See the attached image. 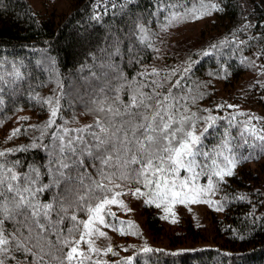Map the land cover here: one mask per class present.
<instances>
[{
    "label": "snow or ice",
    "instance_id": "6c2138e0",
    "mask_svg": "<svg viewBox=\"0 0 264 264\" xmlns=\"http://www.w3.org/2000/svg\"><path fill=\"white\" fill-rule=\"evenodd\" d=\"M195 4L196 0H154L152 15L164 16L167 25L161 28L166 30L219 10L206 0H199V7ZM149 31L137 21L126 53L120 50L121 38L115 37L102 50L104 58L97 66L101 71L85 77L99 81L86 104L93 116L91 124L69 127L61 111L66 96L62 84L58 85L59 95L44 100L30 97L41 107L48 106L49 119L43 127L34 128L40 135L30 145L0 151V264H99L93 257L102 250L94 246V237L105 236L101 226L121 235L133 227L128 224L125 228L121 221L117 228L108 219L115 220L110 206L124 207L119 199L124 193L116 191L122 189L121 182L140 185L133 196L145 197L147 205L163 207L166 213L178 203L203 202L212 207L214 202L208 197L226 177L235 174L238 164L251 159L256 150L264 154V121L256 117L237 121L233 116L216 132V117L191 112L196 97L190 98L180 69L165 72L145 67L131 79L124 74L113 57L123 60L127 54L129 64L140 63L142 51L152 47ZM137 43L141 49L135 47ZM21 66L13 63L5 69L0 63V94L24 79ZM190 70L191 66L184 72ZM3 103L0 95V105ZM20 134L16 129L12 136ZM209 136L214 140L211 146L205 143ZM37 147L46 152L42 164L8 159ZM201 177H207L206 186L199 184ZM45 193L49 194L47 200L43 199ZM216 210H222V205ZM81 212L86 219L79 218ZM111 252L108 247L105 254ZM132 259L127 258L126 264H132Z\"/></svg>",
    "mask_w": 264,
    "mask_h": 264
},
{
    "label": "trees",
    "instance_id": "16d2710c",
    "mask_svg": "<svg viewBox=\"0 0 264 264\" xmlns=\"http://www.w3.org/2000/svg\"><path fill=\"white\" fill-rule=\"evenodd\" d=\"M68 1L70 12L57 16L53 12L35 11L28 0H0V63L5 69H10L13 63L22 65L20 71L24 74L22 81L5 87L0 94L4 100L0 105V151L26 147L40 135L34 128L45 125L49 108L41 107L37 99L30 97L44 100L59 95L58 85L61 84L66 94L61 100V111L69 127L91 124L93 116L86 111V104L89 92L99 81L85 77H90L92 71H101L97 66L104 58L102 50L108 49L119 36L120 50L126 53L137 21L147 28L157 21L152 15L154 0H132L123 8L120 6L99 16L100 19L95 18L98 15L92 10L93 0ZM206 1L219 8L210 27L219 26L216 33L226 31L219 32L220 36L189 56L194 60L193 66L181 76L186 77L190 98L196 97L190 105L191 112L216 117V132H221L233 116L237 121L249 117L264 121V113L255 112L256 109L264 112V82L260 84L256 79V73H263L264 69V11L256 4L254 13L244 18L236 0ZM148 41L151 45L155 42L154 46L142 51L140 63L129 64L127 54L123 60L120 56L113 57L129 79L145 67L165 71L167 67L160 68V65L171 63V53L158 52L161 45L157 44V39L148 38ZM135 47L141 49L142 46L137 43ZM205 52L209 54L204 55ZM255 67L256 73L253 72ZM228 88L230 91L226 90ZM252 123L257 121L254 119ZM16 129L22 134L13 137ZM24 129L28 131L24 133ZM235 131L233 129L234 134ZM205 143L211 146L214 140L209 136ZM248 151L251 150H246L245 155ZM8 159H20L25 165L32 161L42 164L46 152L37 147L17 152ZM200 179L203 184L207 181V177ZM121 183L122 189L140 187L135 182ZM215 197L214 210L218 211L216 208L220 205L222 210L212 217L213 235L214 240L221 238V242L181 251L154 247L148 253L138 250L130 256L132 264H264V154L256 150L251 159L240 162L235 174L218 185ZM48 198L49 194L45 193L43 199ZM78 216L87 218L82 212ZM162 221L160 213L150 210L147 224L154 234L165 229ZM67 224L65 221V226ZM186 228L184 233L193 236L194 241L193 224L189 222ZM127 258L99 264H126Z\"/></svg>",
    "mask_w": 264,
    "mask_h": 264
},
{
    "label": "rangeland",
    "instance_id": "374dc122",
    "mask_svg": "<svg viewBox=\"0 0 264 264\" xmlns=\"http://www.w3.org/2000/svg\"><path fill=\"white\" fill-rule=\"evenodd\" d=\"M33 6L35 11L45 13H55L57 16H64L71 10V4L68 0H28ZM208 2V1H206ZM192 4H188V7H192ZM196 7H199V1H196ZM219 11V10H218ZM217 12L213 11L210 15H204L198 19H187L183 22L174 24L173 26L166 27V30H162V25H167V21L164 17H157V21L154 22V26L147 28L150 31L147 33V37L157 39V44L161 45L159 53H171V63L160 65L167 67L165 72L171 69H180L179 75L181 76L185 68L193 66V58L189 56L200 50L203 45L211 42L215 37L220 35L226 30H221L216 33L219 26L210 27ZM244 18H248L243 16ZM153 27V28H152ZM215 28V29H214ZM220 33V34H221ZM139 35V33L137 34ZM153 42V45L154 46ZM158 67V64H156ZM153 68V67H152ZM263 69V68H262ZM256 67L253 72L256 73ZM256 79H259L260 84L264 82V69L263 73H256ZM230 91V88L226 89ZM258 114L262 115L258 109L255 110ZM203 125H201V128ZM183 174V173H182ZM207 182V181H206ZM199 180V184L206 186ZM131 189V191H130ZM136 188H124L116 191H123V195L119 199L123 202L124 207L119 205L110 206L111 212L115 213V220L108 218L109 222L116 223L119 228V222L124 223V227L127 228L128 224L133 227L128 230V234L121 235L119 231H114L111 228L101 226L100 230L105 232V236L94 237V246L101 249V253L93 257L99 263H105L115 261L120 258L130 257L131 254L138 250H143L145 247L151 248H164L171 251H181L186 249H192L201 246H212L218 242H221V238L214 240L213 235V215L219 213L214 210V207H209L208 204L200 203H187L176 204L171 207L169 212H165L163 207L157 208L154 204L147 205L145 203V197L133 196L132 191ZM143 190V189H142ZM210 198L215 202V193L211 194ZM158 212L163 217V223L165 229L161 233L154 234L149 225L147 224V216L150 213ZM159 210V211H158ZM167 217V218H165ZM191 222L196 230L193 231V236H188L186 233L188 223ZM187 225V226H186ZM186 226V227H185ZM169 228V229H168ZM202 229L203 232L198 230ZM189 231V230H188ZM189 233V232H188ZM200 240V241H199ZM84 250H87L86 245H81ZM108 247L112 248L111 253L105 254Z\"/></svg>",
    "mask_w": 264,
    "mask_h": 264
},
{
    "label": "built area",
    "instance_id": "2783aa9c",
    "mask_svg": "<svg viewBox=\"0 0 264 264\" xmlns=\"http://www.w3.org/2000/svg\"><path fill=\"white\" fill-rule=\"evenodd\" d=\"M132 0H114L115 7H113V0H93L91 3V7L93 12L98 16H103L110 12V10H114L120 7L122 4H127ZM242 13L245 16H251L256 8V4H259L264 11V0H236Z\"/></svg>",
    "mask_w": 264,
    "mask_h": 264
},
{
    "label": "bare ground",
    "instance_id": "6f19581e",
    "mask_svg": "<svg viewBox=\"0 0 264 264\" xmlns=\"http://www.w3.org/2000/svg\"><path fill=\"white\" fill-rule=\"evenodd\" d=\"M260 6V5H259ZM117 9V8H116ZM110 12H111V10H110ZM110 12H108L107 14H109ZM106 15V14H105ZM104 16V15H103Z\"/></svg>",
    "mask_w": 264,
    "mask_h": 264
}]
</instances>
